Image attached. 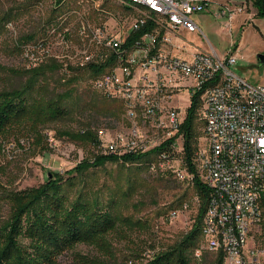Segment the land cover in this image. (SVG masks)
I'll return each mask as SVG.
<instances>
[{"label":"rangeland","instance_id":"obj_1","mask_svg":"<svg viewBox=\"0 0 264 264\" xmlns=\"http://www.w3.org/2000/svg\"><path fill=\"white\" fill-rule=\"evenodd\" d=\"M253 1L248 0L230 23L211 14L194 17L202 33L189 38L195 47L220 57L233 54L236 65L232 71L251 84L264 85V16L257 14ZM115 3L65 0L58 7L56 0H0V92L22 88L28 82L30 70L44 69L45 76L35 85L30 98L46 100L65 94L64 106L69 113L66 119L44 127L25 126L0 136V226L11 216L12 207L7 199L10 191L38 187L53 179V174L62 176L68 202L83 196L116 217V228L104 243H79L62 255L58 264H145L155 254L181 241L198 213L199 199L190 182L175 178L170 170H151V163L161 166L158 155L145 166L106 163L82 175L73 171L82 162L107 155L97 144L79 140L81 132L91 131L97 136V130L105 128L112 136L120 131L129 132L132 126L126 109H114L115 102L107 103L101 93L92 89V78L73 70L78 69L76 24L99 17L98 23L114 26L112 18L106 16L108 12L127 14ZM64 28L70 32L71 56L67 60L61 59L66 49L58 38ZM46 40H50L48 53L38 51L34 62L23 57L29 45ZM51 65L57 71L50 69ZM190 103V95L184 94L181 106L188 109ZM203 129L204 122L198 121L197 149L206 151ZM178 141L183 146V138ZM176 154L180 159V151ZM175 211L173 218L171 213ZM20 242L29 248L28 239L22 237ZM196 249L208 252L202 240ZM194 251L191 264H206L205 256L199 262Z\"/></svg>","mask_w":264,"mask_h":264},{"label":"built area","instance_id":"obj_2","mask_svg":"<svg viewBox=\"0 0 264 264\" xmlns=\"http://www.w3.org/2000/svg\"><path fill=\"white\" fill-rule=\"evenodd\" d=\"M143 2L148 3L145 18H159V25H142V18L111 11L106 16L114 21L112 27L98 23L99 17L76 24L81 40H77L75 65L80 69L90 65L110 69V62L118 61V69H110L109 78L91 86L108 99L115 100L116 94H123L126 117L132 124L129 132L112 136L100 128L96 144L103 153L121 157L148 153L176 138L170 149L179 153L183 149L179 133L187 116L181 101L184 94L192 100L201 93L199 116L208 112L204 122H212V130L208 131L213 135L209 144L213 161H204L201 149L196 152L200 178L209 190L202 221L214 244V252L208 254L222 256V264H264V233L260 227V205L255 204V188L236 180V173L264 172V85H255V93H248V85L254 84L232 71L236 65L233 54L220 57L195 47L189 38L202 33L193 17L204 12L212 0ZM151 8H160V16H152ZM243 9L244 6L236 11L224 8L217 18H226L230 23L233 15ZM58 38L66 49L61 59H70L68 28L61 30ZM169 41H178V48H169ZM48 44L50 40L29 45L23 57L36 61L38 51H50ZM92 45H99V52H92ZM225 74L235 76V83H226ZM224 131L238 135L233 152L235 167L218 160V152L224 151ZM151 170H170L175 178L192 182L181 160L168 154L160 167ZM247 211H255V221L246 222ZM176 215V211L171 213L173 218ZM246 226H253V236H246ZM205 254L196 249V260L202 262Z\"/></svg>","mask_w":264,"mask_h":264},{"label":"trees","instance_id":"obj_3","mask_svg":"<svg viewBox=\"0 0 264 264\" xmlns=\"http://www.w3.org/2000/svg\"><path fill=\"white\" fill-rule=\"evenodd\" d=\"M64 1L56 0V5L59 7ZM253 6L258 15L264 16V0H254ZM103 68L104 66L96 68L90 65L84 70L80 68L73 70L83 72L89 79H93L107 70ZM50 69L57 71L58 68L51 65ZM45 72L44 69L30 70L27 74L28 82L22 88L0 92V136L23 130L25 126L38 129L67 118L69 113L64 106L65 94L46 100L30 98L32 90L45 76ZM200 94L192 97L179 133L183 138L180 160L192 177V182L189 184L199 199L197 217L192 228L181 241L155 254L145 264H191L193 251L201 240L202 243L204 241L202 221L208 205L209 190L200 178L196 162L200 138L198 121L203 124L199 116ZM106 102H115L116 110L125 109L122 101L106 98ZM113 113L109 114L113 115ZM77 138L92 144L97 143V136L91 131L81 132ZM175 140L176 138H172L148 153L128 154L121 157L96 156L91 161L80 163L73 171L82 175L89 169L102 167L106 163L145 166L154 161L159 154L164 158L167 154L170 158H176L177 154L170 149V144ZM153 165L151 163L150 168ZM62 180V176L53 174V179H49L45 184L21 191H10L7 194L12 211L8 222L0 226V264H58L59 258L77 244L104 243L107 236L116 228V217L109 210L99 206L98 202L83 196H79L74 202H68ZM263 227L264 223L261 226L264 233ZM22 237L29 240V248L21 244ZM208 255L211 256L205 255L206 264H222V256H211L208 260Z\"/></svg>","mask_w":264,"mask_h":264},{"label":"bare ground","instance_id":"obj_4","mask_svg":"<svg viewBox=\"0 0 264 264\" xmlns=\"http://www.w3.org/2000/svg\"><path fill=\"white\" fill-rule=\"evenodd\" d=\"M118 8L120 7L123 13L130 14L131 17L142 18V25H159V18H145L146 10H148V3L143 2V0H114ZM152 16H160V8H151ZM81 24H85L82 21ZM78 40H81V32H77ZM169 48H178V41H169ZM92 52H99V45H92ZM27 55V51L24 52ZM110 69H118V61L110 62ZM110 69H107L104 73L93 78V85H100L103 83L104 78H109ZM226 83H235V76L232 74H225ZM248 93H255V85H248ZM115 100L122 101L124 105V95L116 94ZM126 109V107H125ZM201 118L208 120V112H201ZM204 133L207 140V150H201L202 157L204 161H213V154L210 151L209 144L213 142V135H211L212 122H204ZM222 141H224V151L218 152V160H226L227 167H235L236 156L233 154L235 152V142H238V135L233 134L231 131H224L222 134ZM164 156H158V163H163ZM154 164V163H153ZM156 164L152 166L155 167ZM159 165V164H158ZM236 180L240 183H250L254 186V199L255 204L260 205V227L264 223V172H240L236 173ZM255 221V211H247L246 222ZM264 229V227H263ZM262 232V230H261ZM202 235L206 244V250L210 253L214 252V244L211 243L210 235H206V228L202 227ZM246 236H253V226H246Z\"/></svg>","mask_w":264,"mask_h":264},{"label":"crops","instance_id":"obj_5","mask_svg":"<svg viewBox=\"0 0 264 264\" xmlns=\"http://www.w3.org/2000/svg\"><path fill=\"white\" fill-rule=\"evenodd\" d=\"M247 3L248 0H212V2L204 12L196 14L194 17L202 14H211L213 17L217 18V14L220 12V10L229 8L230 10L236 11V9L240 8L241 6L246 7Z\"/></svg>","mask_w":264,"mask_h":264}]
</instances>
